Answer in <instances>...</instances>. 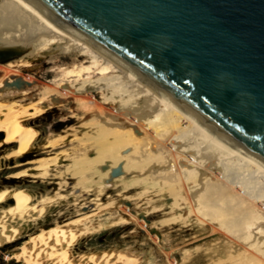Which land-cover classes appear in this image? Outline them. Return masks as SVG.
I'll return each mask as SVG.
<instances>
[{
  "label": "bare ground",
  "instance_id": "6f19581e",
  "mask_svg": "<svg viewBox=\"0 0 264 264\" xmlns=\"http://www.w3.org/2000/svg\"><path fill=\"white\" fill-rule=\"evenodd\" d=\"M44 67L59 78L33 85ZM69 103L39 142L35 121ZM4 171L6 264L17 244L19 264H154L130 249H76L130 224L152 243L161 230L184 233L166 264H264V164L26 0H0Z\"/></svg>",
  "mask_w": 264,
  "mask_h": 264
},
{
  "label": "water",
  "instance_id": "95a60500",
  "mask_svg": "<svg viewBox=\"0 0 264 264\" xmlns=\"http://www.w3.org/2000/svg\"><path fill=\"white\" fill-rule=\"evenodd\" d=\"M264 164V0H26Z\"/></svg>",
  "mask_w": 264,
  "mask_h": 264
},
{
  "label": "rangeland",
  "instance_id": "374dc122",
  "mask_svg": "<svg viewBox=\"0 0 264 264\" xmlns=\"http://www.w3.org/2000/svg\"><path fill=\"white\" fill-rule=\"evenodd\" d=\"M4 64L2 63V65H4ZM46 67H44L43 69H41V68L35 69V70H38V71H36L38 73H36L34 70L32 71L33 74L36 73L37 79L40 81V82L38 80L34 81L32 83L33 85H40L41 83L51 85V84H53L54 80H57L59 78V76H56L55 73H52V72H51L52 74L50 72L47 73V70L49 68L46 69ZM45 74H46V77H45ZM72 109H73V105L69 103V104L64 105L61 110L53 109L47 115L39 118L38 122L35 121L34 125L38 128V130L40 132L39 142L45 141V139L47 138V135H48L47 133H49V131H50V127H52V126L57 127V125L60 124V120L63 119L64 117H66L67 115H69ZM7 174H8L7 171L0 173V181ZM31 186L33 187V190L39 189L38 186H34V185H31ZM131 207L132 206L130 203V208ZM114 213H115L114 211H111L109 214H103L100 217H98V220L106 221V219L114 217L116 215ZM106 216H107V218L105 219ZM154 220H157V219L156 218L146 219V221L148 223L154 222ZM140 226L141 225H138V224L137 225L136 224H130V225H127V227L123 226V225H120L117 227H111V228L103 230L97 234H94V235L88 236L87 238L82 239L79 242V244L77 245L76 249H78V250H100V249H112V248L113 249L114 248L130 249V250L134 251L135 253H137L141 257V259L144 263L145 262H151L154 264H166L165 258L167 256V254H169V257L171 256L170 258H174V259L178 258L177 254H175L173 251L177 247L180 246V244L178 242H180V240H181L180 238L183 237L184 233L182 235V234H179L178 231L174 232L173 230H169V229L161 230L158 232V235L160 236L159 240H157L156 243H155V241L152 243L151 241H153V240L151 237L149 238V234H148L146 228L145 227L142 228V226L141 227ZM145 231L147 233H145ZM133 232H135V233H133ZM171 232H172V234H171ZM168 243H170V244H168ZM15 248L16 249L18 248V250H17L18 252H15V256L13 257L14 261L12 260V263L13 264H19L18 261H20V260L22 261L23 259H26V256L22 252H19V244L15 245ZM4 258L5 257L3 255V253L2 254L0 253V264H6L7 263L5 261L6 259H4Z\"/></svg>",
  "mask_w": 264,
  "mask_h": 264
}]
</instances>
